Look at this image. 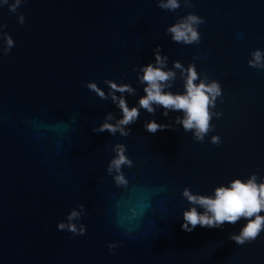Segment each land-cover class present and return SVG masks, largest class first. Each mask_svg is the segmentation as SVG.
<instances>
[{"label":"water","instance_id":"obj_1","mask_svg":"<svg viewBox=\"0 0 264 264\" xmlns=\"http://www.w3.org/2000/svg\"><path fill=\"white\" fill-rule=\"evenodd\" d=\"M167 3L0 0V264H264V225L233 239L255 216L181 227L205 212L185 190L264 184V66L249 63L259 51L264 65V0ZM189 16L198 42L175 41ZM149 65L174 73L164 93L186 95L190 68L194 84L219 85L202 139L183 110L140 107ZM119 98L138 118L127 135L100 131L123 118ZM117 146L131 161L119 169Z\"/></svg>","mask_w":264,"mask_h":264},{"label":"clouds","instance_id":"obj_2","mask_svg":"<svg viewBox=\"0 0 264 264\" xmlns=\"http://www.w3.org/2000/svg\"><path fill=\"white\" fill-rule=\"evenodd\" d=\"M162 7H168L175 9L178 7L177 0H168L166 5ZM198 18L195 16H189L187 21L177 24L169 29L173 33V39L177 42L183 41L184 43L198 42L199 34L193 29L192 24L198 23ZM11 43V42H9ZM261 53L257 51L254 53V60L250 61V65L253 67L264 66L260 65ZM157 63L162 64L163 61L157 57ZM179 67V64L176 65ZM174 73L165 72L159 67H153L149 65L144 69V75L142 80L147 83V87L144 89L146 96L142 97L139 101L140 107L146 109L149 112H153L152 105L158 104L166 109L183 110L185 112V119L182 121L185 130L192 128L197 129V138L202 139V134L209 130L210 115L208 106L211 103L209 94L214 98L220 94L219 85L212 83L211 85H205L201 83L199 85L194 84L197 79V74L193 69L188 70L187 78V94L186 95H173L171 93H164L162 91L163 83L168 81ZM90 88L99 92L95 84H90ZM110 87L114 91L124 92L129 91L127 85H116L110 83ZM103 96L102 92H99ZM113 100H117L115 95ZM119 107L123 112V118L118 121L117 125L105 123L100 127V131L107 130L115 133L117 130L121 132V135H127L124 132L121 125H127L133 122L139 116V110L135 107L129 109L126 101L123 98L118 99ZM110 118V117H109ZM161 126L155 121L147 124L146 128L149 132H155ZM217 138H213V142H216ZM118 147V158L112 161L111 167L119 169L123 164H131L123 155V146ZM118 182L123 181V177H117ZM184 196L187 197L189 202L198 204L205 209L203 214L199 213L195 207L184 213L185 223L181 225L182 229L191 231L197 225L201 227H213L219 224H223L225 221L229 223H235L239 218H250L255 216V220H250L246 227L242 230L240 236H235L238 243H244L245 240L255 239L261 231L262 225H264V217L258 215L264 210V184L257 185L255 178L249 180L247 183H242L237 180L234 181L231 187H221L216 189L215 198L207 196H194L187 190L184 191ZM209 213L211 215H209ZM77 213L73 212L70 219L76 216ZM188 225L192 227L189 228ZM60 228H64L63 224L59 225ZM70 231H75L74 225H68Z\"/></svg>","mask_w":264,"mask_h":264}]
</instances>
